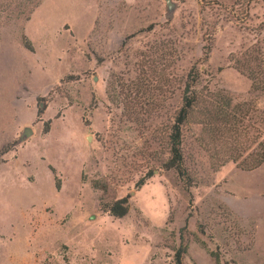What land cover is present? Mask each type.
<instances>
[{
  "label": "rangeland",
  "instance_id": "374dc122",
  "mask_svg": "<svg viewBox=\"0 0 264 264\" xmlns=\"http://www.w3.org/2000/svg\"><path fill=\"white\" fill-rule=\"evenodd\" d=\"M171 2L0 0V264H264V159L214 168L190 122V192L161 168L191 71L256 102L235 133L264 149V0Z\"/></svg>",
  "mask_w": 264,
  "mask_h": 264
},
{
  "label": "trees",
  "instance_id": "16d2710c",
  "mask_svg": "<svg viewBox=\"0 0 264 264\" xmlns=\"http://www.w3.org/2000/svg\"><path fill=\"white\" fill-rule=\"evenodd\" d=\"M26 43L25 47L31 50L30 44ZM204 49L208 51L207 46ZM206 57L207 52L204 53V58ZM259 75H261V80L251 84L253 93L264 90V75L261 73ZM198 77V72L188 73L181 96V105L169 116L170 123L165 132L164 142L166 159L161 163L164 171L176 173L187 193L194 186V180L185 167L183 156V129L190 122L202 127V136L197 142L200 148L207 151L214 168L232 162L238 163V167L243 171H251L257 169L264 159L263 148L257 155L250 153L243 158L242 154L245 150L241 147L242 143L238 141L243 136L235 133V126L246 117L248 111H253V108L255 110L256 102L247 105L246 103H234L233 98L223 90L210 92L203 87L198 89ZM143 184L144 179H141L135 187L139 188ZM91 186L94 190L106 189L104 184H98V182H93ZM55 187L59 189V182H56ZM102 210L115 219H122L129 210L128 200L126 198L116 200L103 206ZM186 253L187 245H180L175 251L174 263L182 264V257ZM210 254L215 264H219L217 255L213 252Z\"/></svg>",
  "mask_w": 264,
  "mask_h": 264
},
{
  "label": "water",
  "instance_id": "95a60500",
  "mask_svg": "<svg viewBox=\"0 0 264 264\" xmlns=\"http://www.w3.org/2000/svg\"><path fill=\"white\" fill-rule=\"evenodd\" d=\"M167 9L169 13H172V11L175 8V5L171 2V0H165ZM32 134L30 128H24L22 134L19 137L18 143L23 142L25 139H27Z\"/></svg>",
  "mask_w": 264,
  "mask_h": 264
}]
</instances>
